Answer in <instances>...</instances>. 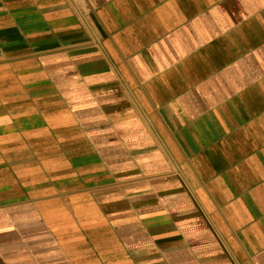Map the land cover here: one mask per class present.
<instances>
[{"label": "crops", "instance_id": "crops-1", "mask_svg": "<svg viewBox=\"0 0 264 264\" xmlns=\"http://www.w3.org/2000/svg\"><path fill=\"white\" fill-rule=\"evenodd\" d=\"M0 264H264V0H0Z\"/></svg>", "mask_w": 264, "mask_h": 264}]
</instances>
